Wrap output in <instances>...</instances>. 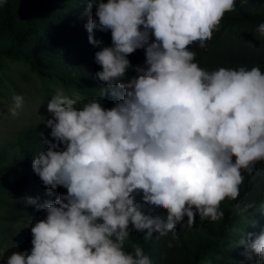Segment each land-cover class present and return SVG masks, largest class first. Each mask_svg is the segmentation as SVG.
<instances>
[{
	"label": "clouds",
	"instance_id": "1",
	"mask_svg": "<svg viewBox=\"0 0 264 264\" xmlns=\"http://www.w3.org/2000/svg\"><path fill=\"white\" fill-rule=\"evenodd\" d=\"M7 0H0V6ZM82 16L90 44L93 30L111 32L101 47L96 73L106 87L100 98L78 107L80 97L58 91L47 103L45 122L55 142L32 168L42 185L66 195L43 205L46 219L31 226L32 249L14 252L6 264H152L143 248L125 250L130 225L136 231L176 237L177 225L220 220V205L236 201L255 165L264 161V73L258 66L212 72L194 62L190 45L204 48L236 0H86ZM95 6V18L92 9ZM257 31L264 35V23ZM154 37V42H150ZM145 49L146 68L125 82L129 55ZM118 102L105 109L101 98ZM15 109L23 96L13 97ZM13 114H15L13 112ZM41 137L43 133L40 134ZM63 145V147H61ZM166 215H144L136 203ZM235 205V212H245ZM246 245L264 264V231ZM169 247L172 245L169 244ZM251 259V256L248 257Z\"/></svg>",
	"mask_w": 264,
	"mask_h": 264
},
{
	"label": "trees",
	"instance_id": "2",
	"mask_svg": "<svg viewBox=\"0 0 264 264\" xmlns=\"http://www.w3.org/2000/svg\"><path fill=\"white\" fill-rule=\"evenodd\" d=\"M86 6V0H7L0 6V102H11L15 93L21 94L18 78L28 81L32 75L40 81L48 102L59 89L72 91L86 102L100 98V88L106 85L96 77L102 68L95 62V53L112 46L111 32L94 29V38L103 44L89 43L87 17L82 16ZM95 11L94 6V18ZM262 23L264 0H236V10L224 15L206 47L200 48L198 42L190 45L196 53L194 62L209 72L221 67L251 70L258 66L264 73V35L257 31ZM127 59L131 66L125 82L137 77V67L146 68L145 49H137ZM12 64L24 70L16 72ZM117 102L110 95L101 98L105 109ZM50 133L41 122L0 139V264H6L14 252L30 254L31 226L41 220L38 218L46 219L44 210L27 204V198L43 205L67 194L65 188L58 187L48 195L50 190L32 168L33 159L48 150L45 141L55 142ZM242 174L240 196L221 203L224 216L220 220H201L197 214L195 223L188 226L185 217L177 225L175 238L172 233L159 236L154 232L147 241V230L136 231L130 225L125 250L132 252L133 245L139 244L152 264H260L258 256L239 241L249 233L255 239L264 231V161L255 165L251 175ZM136 203L144 215H166L143 203L142 193L136 196ZM236 204L241 209L248 204L254 207L247 213L235 212Z\"/></svg>",
	"mask_w": 264,
	"mask_h": 264
},
{
	"label": "rangeland",
	"instance_id": "3",
	"mask_svg": "<svg viewBox=\"0 0 264 264\" xmlns=\"http://www.w3.org/2000/svg\"><path fill=\"white\" fill-rule=\"evenodd\" d=\"M11 66L16 72L24 70L19 64H12ZM18 82L21 87V94L15 93L14 96H23L24 103L21 108L15 109L13 98L11 102H0V139L30 125L41 122L45 123L48 119H51L53 115L47 110L48 101H46L44 94L40 90L39 80L32 75L28 81H22L18 78ZM60 90L69 97H74L76 95V93L69 90L59 89V91ZM84 103L87 102L80 97L78 107L82 106ZM13 112L15 114H13ZM38 219L42 220V218Z\"/></svg>",
	"mask_w": 264,
	"mask_h": 264
}]
</instances>
